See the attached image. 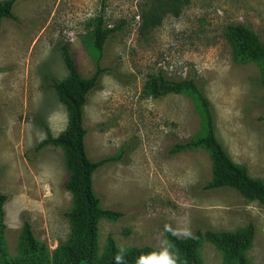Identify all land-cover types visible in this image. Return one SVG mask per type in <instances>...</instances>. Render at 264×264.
I'll return each instance as SVG.
<instances>
[{"label": "rangeland", "instance_id": "1", "mask_svg": "<svg viewBox=\"0 0 264 264\" xmlns=\"http://www.w3.org/2000/svg\"><path fill=\"white\" fill-rule=\"evenodd\" d=\"M3 1V0H0ZM148 0H16L19 24L0 27V190L4 204V243L8 259L18 256L17 238L26 217L34 238L49 255L66 241L64 212L71 198L64 190L67 171L62 151L51 145L66 114L51 89V79L67 72L58 50L66 44L77 71L88 78L96 67L89 32L103 16L108 28L123 22L98 60L121 77L104 73L83 109L88 158L97 161L124 153L93 175L103 209L123 216L98 223V247L108 236L117 248L150 246L164 250V227L184 238L196 229L234 231L251 223L254 237L247 258L264 264V204L224 188L203 191L210 162L203 150L172 152L201 129L194 99L185 94L148 97L143 86L161 71L167 78L192 77L210 103L215 136L228 156L264 181V86L253 63L235 64L223 37L229 23L252 29L264 45V0H188L178 17L139 34L140 8ZM203 264H222V254L202 241ZM148 264V263H144Z\"/></svg>", "mask_w": 264, "mask_h": 264}, {"label": "trees", "instance_id": "2", "mask_svg": "<svg viewBox=\"0 0 264 264\" xmlns=\"http://www.w3.org/2000/svg\"><path fill=\"white\" fill-rule=\"evenodd\" d=\"M188 0H148L140 8L139 34H145L160 24L164 16L178 17ZM16 0L0 1V27L6 20L16 24L20 20L13 13ZM89 32L91 50L96 53V67L88 78H82L66 44L58 47L66 76L61 80L51 79V89L66 114V125L56 136L43 125L45 138L34 151L47 145L62 151L67 180L64 190L71 198V207L64 212L69 224V235L60 243L50 256L46 245L37 241L31 225L23 218L17 238L18 256L8 259L4 243V204L7 200L0 190V264H203L197 250L206 241L222 254V264H250L247 251L254 237V227L248 223L234 231H214L206 228L203 232L196 229L188 236L178 237L169 227H164V243L170 251L169 256L162 249L150 246L117 248L108 236L102 252L98 247V223L101 220L117 221L123 216L113 209H103L100 199L93 189V175L103 165L117 162L124 151L116 155L91 161L86 153V129L83 123V109L88 95L99 87L102 74L120 75L111 67H99L107 40L123 26V22L108 28L103 16H96ZM223 37L230 45L232 60L235 64H255L260 70L259 82L264 86V45L258 35L242 24L229 23L223 30ZM200 84L192 77L184 80L167 78L161 71L148 76L143 92L152 98L169 94H185L192 97L201 116V129L190 140L175 144L172 152L203 150L210 162V178L202 189L213 191L229 188L241 197L264 204V181L253 179L244 165L235 163L215 136L214 117L208 100L204 97Z\"/></svg>", "mask_w": 264, "mask_h": 264}]
</instances>
